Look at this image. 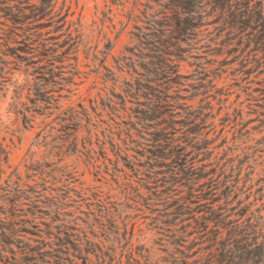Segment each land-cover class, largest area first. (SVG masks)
Wrapping results in <instances>:
<instances>
[{
  "label": "trees",
  "instance_id": "trees-1",
  "mask_svg": "<svg viewBox=\"0 0 264 264\" xmlns=\"http://www.w3.org/2000/svg\"><path fill=\"white\" fill-rule=\"evenodd\" d=\"M24 2L29 0H0V46L12 36L26 34L38 48L44 47L39 24L25 25L29 19L50 15L55 0H39L30 7L21 5ZM109 2L110 11L114 2L120 10L126 8L119 32L129 28L132 45H124L116 56L119 75L105 77L101 91L116 100L104 107L128 118L123 140L127 151H134L132 143L139 146L135 136L147 142V170L136 185L132 181L125 185L126 195L135 192L131 198L135 204L153 202L141 207L157 211L151 219L158 235L155 243L163 248L142 244L138 250L133 229L128 233L123 221L125 244L114 256L119 216L97 199V205L88 206H97L95 217L99 229L108 234L103 240L112 254L92 243L86 233L82 237L69 232L66 224L30 222L8 209L0 214V264H264V184L255 183L252 163L244 168L249 154H224L210 161L204 156L208 146L198 137L200 124L209 116L205 110L212 109L209 98L220 93L216 79L225 73L231 80L225 85L256 101L254 106L264 116V0ZM119 36L107 38L110 48ZM186 66L193 69L185 70ZM253 74L256 86L249 79ZM194 97H200L196 106L186 104ZM176 115L182 119H174ZM204 160L208 162L198 164ZM153 205L164 210H153ZM107 256L113 260L107 262Z\"/></svg>",
  "mask_w": 264,
  "mask_h": 264
},
{
  "label": "rangeland",
  "instance_id": "rangeland-1",
  "mask_svg": "<svg viewBox=\"0 0 264 264\" xmlns=\"http://www.w3.org/2000/svg\"><path fill=\"white\" fill-rule=\"evenodd\" d=\"M31 4L38 5L39 0L21 5ZM109 4V0H55L50 15L39 21L29 19L25 25L30 28L39 24L37 31L44 47L38 48L26 34L12 36L14 39L0 46V214L11 209L19 219L66 224L69 232H79L82 237L86 233L92 243H99L106 250L108 242L103 239L108 234L99 229L97 206H88L97 205L96 200L100 199L110 213L116 209L119 216L114 243V256H119L120 246L125 244L123 221L128 233L133 229V243L138 250L142 244L150 249L163 247L155 243L158 235L151 218L157 211L151 213L141 207L153 202L135 204L131 200L135 192L126 195L125 185L131 181L136 185L143 178L140 173L147 170V142L135 136L139 146L132 143L129 146H134V151H127L123 140L128 118L115 116L104 107L110 99L116 100L101 91L105 77L119 75L116 56L124 45H132L129 28L119 32L124 28L126 8L122 11L114 2L110 11ZM30 10L36 11L34 7ZM61 16L65 20H59ZM117 34L120 36L110 48L107 38L115 40ZM192 69L186 66L185 70ZM226 76L227 73L216 79L220 93L212 94V109L205 110L209 116L203 123L198 121L202 128L198 137L203 139L201 144L206 142L208 146L204 156L212 161L224 154H249V162L244 157V168L252 163L255 183L264 184L262 109L237 87L225 85L226 79L231 81ZM249 79L256 86L253 82L258 78L253 74ZM199 98L186 100V104L196 106ZM125 152L129 156H123ZM145 192L140 189V193ZM150 208L164 210L159 205ZM110 235L112 239L113 234ZM89 247L93 249L92 245ZM112 260L111 256L106 257L107 262Z\"/></svg>",
  "mask_w": 264,
  "mask_h": 264
}]
</instances>
